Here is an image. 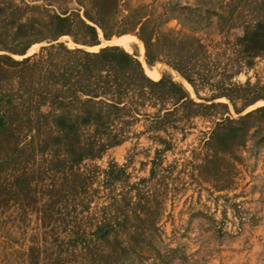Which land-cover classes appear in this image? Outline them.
<instances>
[{"label":"rangeland","instance_id":"rangeland-1","mask_svg":"<svg viewBox=\"0 0 264 264\" xmlns=\"http://www.w3.org/2000/svg\"><path fill=\"white\" fill-rule=\"evenodd\" d=\"M0 264H264V0H0Z\"/></svg>","mask_w":264,"mask_h":264},{"label":"trees","instance_id":"trees-1","mask_svg":"<svg viewBox=\"0 0 264 264\" xmlns=\"http://www.w3.org/2000/svg\"><path fill=\"white\" fill-rule=\"evenodd\" d=\"M217 4H218V3H216L215 6H216ZM213 5H214V4H213ZM212 9H213V8H207V9H205V11L203 12L204 15L202 16V14H201V16H200V17H201V21L196 22V23L194 24V26H195L196 28H193V29H199L200 24H202L203 21L206 20V15H205V14L210 13ZM201 12H202V11H201ZM181 20H182V19H181ZM199 20H200V18H199Z\"/></svg>","mask_w":264,"mask_h":264},{"label":"crops","instance_id":"crops-1","mask_svg":"<svg viewBox=\"0 0 264 264\" xmlns=\"http://www.w3.org/2000/svg\"><path fill=\"white\" fill-rule=\"evenodd\" d=\"M25 62H26V59H25Z\"/></svg>","mask_w":264,"mask_h":264}]
</instances>
